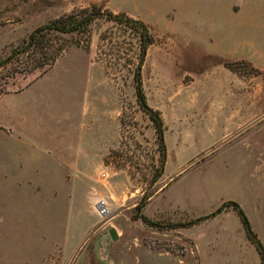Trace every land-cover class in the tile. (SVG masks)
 Here are the masks:
<instances>
[{
  "label": "rangeland",
  "instance_id": "obj_1",
  "mask_svg": "<svg viewBox=\"0 0 264 264\" xmlns=\"http://www.w3.org/2000/svg\"><path fill=\"white\" fill-rule=\"evenodd\" d=\"M182 2L0 0V61L35 29L77 9L97 5L146 22L155 42L142 81L149 106L163 118L168 151L153 184L161 155L156 127L129 71L138 63L135 37L115 21L101 18L89 33L57 35L65 50L43 73H23L22 60L1 67L0 264H261L234 207L224 209L236 215L226 229L216 218L224 210L185 224L236 201L264 244V29L245 32L255 42L251 61H230L239 62L238 76L225 74L220 56L229 54L221 46H209L198 60L188 52V31L199 27L177 6ZM248 107L256 113L251 125L234 130L230 113ZM93 118L102 119L82 127ZM70 125L75 143L82 130L99 147L111 131L118 135L99 168L57 172L61 165L41 146L49 134L63 141ZM144 194L154 196L142 212L162 228L139 217ZM99 200L108 213L99 214ZM225 237L235 240L224 244ZM239 240L248 248L242 254L234 250Z\"/></svg>",
  "mask_w": 264,
  "mask_h": 264
},
{
  "label": "crops",
  "instance_id": "obj_2",
  "mask_svg": "<svg viewBox=\"0 0 264 264\" xmlns=\"http://www.w3.org/2000/svg\"><path fill=\"white\" fill-rule=\"evenodd\" d=\"M182 3L177 4V6L183 7L187 13L188 20L191 21L192 25L199 27V30L188 31V34L192 37L190 44L187 46L188 52L192 54L194 59L198 60L203 54H209V46H221L220 52L229 54L226 56L219 55L225 59L222 66L224 69L223 73L237 75L233 70L225 66V62L251 61L248 52L255 47V42L254 40L247 39L245 37V32H248L250 29H264V0H183ZM209 37H213L214 39H211V42L206 41V38ZM209 42L213 43V45H210ZM237 78L239 79V77ZM40 79L41 78L38 80ZM34 82L35 81L22 91L9 94L21 93L27 90ZM255 115V108L248 107L246 110H236L232 112V114L230 113L229 116L232 117L234 130H242L251 125V118L255 117ZM101 119L102 118L97 120L93 118L89 120L86 125L84 123L82 127L88 128L90 127L88 124L94 121H100ZM69 128V131L67 130L68 132H65L63 141H58L55 134H49L51 138L47 137V141L41 146L45 150L46 155L50 156L57 164L61 165V169L57 170V172L60 171L61 174L65 175H68V173L65 172H67L69 167L79 168L81 165L84 167L92 165L99 168L106 153L115 147L118 140V135L116 133L114 134L109 126V132L111 131V134L108 132L107 139H103L102 147H99V142L96 143L92 140V137H82L88 130H82L79 134L78 142L75 143L72 138L74 134H78L72 125H70ZM34 131L35 128H33L32 133H34ZM46 132V130H41L43 134ZM262 165L264 167V164ZM77 171H79V169ZM88 175H90V173H88ZM60 178L63 179V177ZM85 178L89 177L86 176L84 179ZM231 217L235 220L236 215L229 208L224 210L216 218L221 219V223L223 222L222 224L226 229L231 221ZM185 235L188 236L187 234ZM233 240L235 239L223 238L224 244H231L230 242ZM239 241V244L235 242L238 247L234 250L237 254H242L244 251H247L248 248L245 242ZM195 249L197 250V246H195Z\"/></svg>",
  "mask_w": 264,
  "mask_h": 264
},
{
  "label": "trees",
  "instance_id": "obj_3",
  "mask_svg": "<svg viewBox=\"0 0 264 264\" xmlns=\"http://www.w3.org/2000/svg\"><path fill=\"white\" fill-rule=\"evenodd\" d=\"M101 18H105L109 21H115L116 23L123 26L125 30L128 31L130 36L135 37L136 44L133 46L134 48L132 47V49L135 53L138 63L135 68H132L131 70L129 69V71H133L139 104L154 121L161 153L160 165L151 181V183L154 184L164 174L165 165L168 158V151L164 138L166 128L163 118L161 117V114L158 110H154L149 106L142 81V68L148 55V49L155 42V37L146 22L138 18H133L127 15L125 12L114 13L110 10H103L102 7L97 5L77 9L35 29L20 46L12 50L7 58L0 61V68L6 66L13 60H22L24 62V67L21 70L23 73H31L36 70H40V72L43 73L56 62V60L65 50V40L58 38L57 35L69 33H89L91 25L97 19ZM105 36L106 34H102L101 39L104 40ZM238 63L239 62H225V66L235 71V66H237L236 64ZM153 196V194H144L141 202L137 205L136 210L139 213V217L149 225L162 228L163 225H161L159 222L149 219L142 212L146 204ZM230 206L234 207L239 212L247 229L248 236L258 248L261 257V264H264V247L262 242L258 235L253 231L250 221L244 210L236 201H227L209 216L197 218L185 225H193L203 219H207L210 216L217 215L225 208ZM180 226L181 224H176L173 225L172 228Z\"/></svg>",
  "mask_w": 264,
  "mask_h": 264
},
{
  "label": "built area",
  "instance_id": "obj_4",
  "mask_svg": "<svg viewBox=\"0 0 264 264\" xmlns=\"http://www.w3.org/2000/svg\"><path fill=\"white\" fill-rule=\"evenodd\" d=\"M96 209L101 215L108 213L109 209H108V203L106 202V200H99L96 203Z\"/></svg>",
  "mask_w": 264,
  "mask_h": 264
},
{
  "label": "water",
  "instance_id": "obj_5",
  "mask_svg": "<svg viewBox=\"0 0 264 264\" xmlns=\"http://www.w3.org/2000/svg\"><path fill=\"white\" fill-rule=\"evenodd\" d=\"M109 234L113 240H117L119 238L118 233L114 228L109 229Z\"/></svg>",
  "mask_w": 264,
  "mask_h": 264
}]
</instances>
